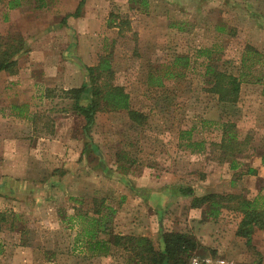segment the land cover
<instances>
[{
    "label": "rangeland",
    "instance_id": "rangeland-1",
    "mask_svg": "<svg viewBox=\"0 0 264 264\" xmlns=\"http://www.w3.org/2000/svg\"><path fill=\"white\" fill-rule=\"evenodd\" d=\"M7 1L0 0V35L20 29L3 19ZM43 1L52 4L46 16L39 8L41 29L61 6L79 0H26L25 12L31 14ZM94 6L106 22L89 66L108 56L111 81L125 88L132 108L147 119L133 127L126 110L98 111L85 131L77 99L66 90L93 84L87 68L73 63L57 65L56 74L46 78L41 63L23 70L26 78H43L51 95L42 83L0 78V212L7 215L0 228V264H127L131 253L123 249L92 256L81 234L88 225L78 215H93L102 198L116 209L111 230L128 234L150 228L157 250L161 230L189 232L198 248L188 262L211 256L264 264V230L254 232V248L237 236L241 214L232 209L235 202L217 218L205 216L206 206L192 210L190 205L209 189L248 198L264 195V180L248 176L247 168L230 171L232 184L221 182L223 151L217 145L224 122L230 121L249 144L235 158L264 154V84L243 82L240 102L225 104L210 91L214 71L207 69L210 63L218 71L264 79V0H148L146 6L135 0H95ZM37 17L26 24L34 25ZM54 34L49 44L57 43ZM202 48L213 51L210 59L199 55ZM178 56L188 60L175 64ZM90 100L87 92L78 102L84 106ZM12 104L29 117L13 116ZM41 133L56 137L40 139ZM181 187H192L194 194H181ZM161 189L171 193L158 213L153 195ZM158 202L161 207L162 199Z\"/></svg>",
    "mask_w": 264,
    "mask_h": 264
},
{
    "label": "trees",
    "instance_id": "trees-1",
    "mask_svg": "<svg viewBox=\"0 0 264 264\" xmlns=\"http://www.w3.org/2000/svg\"><path fill=\"white\" fill-rule=\"evenodd\" d=\"M135 1L140 2L144 6L148 5V0ZM84 2L85 0H81L77 11L72 14H67L64 19L70 15L78 16ZM13 40L14 42L18 41L15 37H13ZM21 41L20 39V42ZM5 43L0 39V72L6 70L14 73L17 71V61H13V57L21 51V49L17 48L14 43H8L4 48L3 46ZM198 52L200 56L203 55L210 59L213 51L209 48H202L199 49ZM181 59L188 60L186 57L182 58L178 56L175 60V64H179ZM207 69L208 72L214 71L210 91L218 94L220 102L225 104L238 102L243 82H263L264 84V79L262 78L250 80L246 73L234 75L225 71H218L214 69L210 63L207 64ZM87 70L90 73L93 84L90 89L84 84L81 87L66 90L72 93L77 99L75 107L78 113L84 115L86 123L83 129L85 131L89 132L94 125L98 111L126 110L133 127H140L145 123L147 116L132 108L130 94L127 93L123 86L115 85L111 81L113 70L111 60L108 56H102L97 65L89 66ZM103 77H105V81L100 83V79ZM151 79L155 81V76L152 75ZM158 79L159 84L162 85L160 78ZM89 90L92 92H89ZM87 92L91 100L83 106L78 100ZM23 113L22 106L11 105L12 115L22 117L26 115ZM224 123L223 136L220 143H217V145L223 151L221 160L233 162L236 159V154H244L249 148V144L247 141H241L239 136L232 130L235 124L230 121ZM188 133L190 134V132ZM191 142V145L196 144L193 141ZM178 191L188 196L194 194L192 187H181ZM94 200L96 201L98 199L95 198ZM103 201L104 199L102 198L101 202L98 201V203H96L93 215L89 216L87 214L86 216L82 215V213L78 215V218L84 217L87 222L88 226L84 228L81 234L84 235L85 242L91 245V251H93L95 255H111L114 252V248H117V250L123 249L131 253L127 264H134V260L138 261V264H189L188 259L198 248V243L194 235L189 234V232L161 230L162 248L157 250L151 238L147 236L122 234L111 230L110 217H112L113 213H116V209L113 206L105 204ZM230 202H235L234 206L231 207L241 214L236 235L245 238L246 244L254 248V232L257 229L264 230V195L259 194L254 198H248L242 193L210 192L200 196L195 195L192 198L191 206L194 208L206 206L204 210L205 216H207V218H217L222 214L225 208L229 207ZM6 220V213L0 212V228Z\"/></svg>",
    "mask_w": 264,
    "mask_h": 264
},
{
    "label": "crops",
    "instance_id": "crops-1",
    "mask_svg": "<svg viewBox=\"0 0 264 264\" xmlns=\"http://www.w3.org/2000/svg\"><path fill=\"white\" fill-rule=\"evenodd\" d=\"M55 1L58 2V0ZM80 1L81 0L75 1L73 3L74 5L71 4V7L61 6V13L57 15L54 13L55 15L52 20H45L47 22V25H45L44 29H41V25H39V20L42 19L43 13L39 8L45 9L44 16H46L48 14L45 13L51 12L50 3L52 4V2L43 1V3L41 4L42 6L34 4V10L31 11V14H27L25 12V8L27 7L26 0H8L4 5L5 10L3 14V19L5 20V23H7L9 26L17 25L18 28L21 29V31L19 29L16 32H12V34H1L0 39L3 40L4 43L6 42L3 46L4 48L7 46L8 43H14L17 48L21 49V51H19L13 57V61H17L18 70L14 73L3 70L0 72V78L6 77L10 80L17 79V82H25V84H28L33 81V84H38L37 86H40L39 83H42V86L46 85L44 88L47 91L46 94L51 95L50 92H52L53 90L50 88V85H48L43 80V78H46L47 76L53 77L52 75L56 74V72L58 71V68L56 67L57 65H69V63H73V65H77L79 69H81L82 66L84 68H87L90 65V63H88L90 62V59L88 58L93 55L94 52H96L95 50L97 49L99 28L100 26L101 28L104 27V23L106 21L102 18L103 16L100 14L101 10L99 9V6H94L95 0H85L78 16L70 15L69 17L64 19L67 14H72L77 11ZM55 9L58 10V8ZM33 11L35 12L33 13ZM58 15H61V20L57 22ZM35 16L38 17L35 19L36 22H33L34 25L26 24V21H29L27 20V18H30V21H32ZM25 24L29 29H25ZM52 24L57 25L56 30L51 27ZM54 33L58 35L57 43L49 44L50 40H48V37H52V34ZM13 37H15L18 41L14 42ZM20 39L22 40L21 42ZM37 63H41L44 66V72L42 76L43 78H40L41 80L38 79L35 74H33L34 77L31 76L29 78L23 76L24 69H29L30 65H35ZM81 86L82 83L80 85H75V87L73 88ZM25 117H27V115H25ZM55 137L56 136L53 135L48 136L47 133H41L39 138L50 141ZM242 157V155L240 157H237L233 162L228 160L223 161L224 163L221 164V173L225 171V175L220 174L221 177H223L221 181L222 183L232 184L234 181L230 171L233 170V172H239L244 168H247L248 176H255L256 178L259 177L264 180V154L253 156L252 159ZM226 174L228 175V178ZM210 192L219 191L209 189L208 192H203L199 194V196ZM170 193L171 191H169V189H161V191L158 190L154 192L153 196L157 198V202L153 204L154 209H160L159 211L157 210L158 213H161V211L163 210V204H166V200L169 199L168 197H170ZM219 193H224V191ZM137 195L139 196L140 194ZM161 199L162 208L159 207L160 205L158 202L161 201ZM191 209L194 210L195 208L192 207ZM128 234H133L137 236H147L151 239L154 237V233L150 228L149 232ZM153 240L155 239L153 238ZM159 241L161 240L159 239ZM158 244L160 245V242ZM91 255L98 257L102 256L95 255L93 251H91Z\"/></svg>",
    "mask_w": 264,
    "mask_h": 264
},
{
    "label": "built area",
    "instance_id": "built-area-1",
    "mask_svg": "<svg viewBox=\"0 0 264 264\" xmlns=\"http://www.w3.org/2000/svg\"><path fill=\"white\" fill-rule=\"evenodd\" d=\"M189 264H237L233 260L222 258V257H201L193 256Z\"/></svg>",
    "mask_w": 264,
    "mask_h": 264
}]
</instances>
